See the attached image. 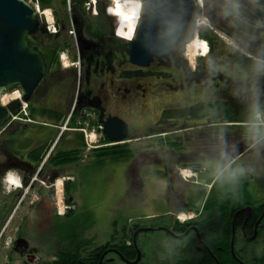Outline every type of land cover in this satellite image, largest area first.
<instances>
[{"label": "flooded vegetation", "instance_id": "obj_1", "mask_svg": "<svg viewBox=\"0 0 264 264\" xmlns=\"http://www.w3.org/2000/svg\"><path fill=\"white\" fill-rule=\"evenodd\" d=\"M193 1L194 20L182 41L172 44L168 56L138 66L130 60L129 40L116 35L117 15L106 11L111 0H38L41 25L28 40L43 53L47 69L31 93L20 85L6 90L12 92L10 103L16 102L19 122L15 129H5L0 139V183L9 170H16L23 189L11 195L16 196L11 211L5 206L9 196H0V223L4 218L2 224L12 229L14 215L31 189L37 190L36 196L30 194L29 204L36 212L61 218L53 191L59 188L60 176L102 147L108 140L106 126L122 120L132 141L153 142L151 150H138L133 157L139 185L145 167L160 172L158 178L173 186L183 175L180 167L185 173L189 168L197 182L182 180L178 189L169 184L172 211L132 225L118 242L110 240L98 264L104 254L102 264H133L139 258L138 264L149 258L157 252L158 231L167 241H186L182 248L161 247L158 254L180 249L191 254L192 242L197 264H222L220 257L227 253L239 264H247V255L249 264H257L264 254V201L253 199L243 183L238 199L233 196L218 211L207 209L198 204V185L201 177L218 170L221 177L227 176L237 161L244 172L250 169L253 147L262 142L263 130L256 121L264 113V70L257 69L255 58L264 57V0H241L242 21L224 15L229 0ZM205 17L207 24L197 23ZM195 39L207 42V55L195 57L193 64L185 53ZM92 137L97 140L89 145ZM68 151L77 152L79 161L56 165L59 153ZM70 183L65 180V193ZM185 191L191 192L188 198ZM179 208L197 213L182 223L177 215L185 211ZM21 226L14 227L12 246L18 260L29 250L36 255L41 250L25 238ZM147 232L155 234L142 236ZM92 245L88 251L94 252L99 246L90 249ZM67 246L56 250V257L68 247L76 248ZM77 260L84 264V257Z\"/></svg>", "mask_w": 264, "mask_h": 264}, {"label": "rangeland", "instance_id": "obj_2", "mask_svg": "<svg viewBox=\"0 0 264 264\" xmlns=\"http://www.w3.org/2000/svg\"><path fill=\"white\" fill-rule=\"evenodd\" d=\"M127 0H122V2ZM2 98H4L3 103H10V98H12V92L5 91ZM19 119H13L9 124L0 129V139L5 132V129L9 128L15 129ZM91 138V137H90ZM92 145L95 144V139L92 137ZM95 140V141H94ZM256 147H253L252 153L250 154V161L252 167L247 171H243L242 174L237 175L235 178L231 177V172L226 174L225 178H231L232 180V196L234 199H238V190L243 183L249 185L250 195L253 196V199L263 200L264 201V138L261 140ZM112 142V141H111ZM1 143V142H0ZM113 143V142H112ZM110 142L102 141L101 145L111 146L113 145ZM129 147L133 150V156L130 160L126 161V165L119 160H106L103 164L99 165L93 154L85 158V162L74 165V169H70L69 173L60 176L59 188L54 187L53 191L56 193V197L59 199L62 198L64 202L67 200V196L73 195V203H75L74 214L71 218L61 217L59 219H54V216L49 217L42 214V211L29 205L31 199L30 194L37 195L36 191L31 189L28 192L27 199L25 203L17 210V213L14 215L12 220L11 228L14 227L17 223H21L23 235L25 238L30 239L31 243L38 247L40 250L38 264H49L54 259H56L55 252L60 248H64L70 244V238L72 235L76 236L80 240L83 238L92 240L93 244L90 249L95 245L103 246L105 243L109 242H118L119 239H122L123 233L127 231L128 228L136 223H148L152 217L154 211L157 210H166L171 204V200L168 201V185L173 186V182H161L158 177H160V172L155 171L154 168L150 169L145 167L141 172L143 182L141 185L138 184V179L136 180L135 172H137L136 167H133V157L135 156L138 150H151L153 142L145 141L138 139L135 141L127 142ZM1 147V146H0ZM158 148H161L158 146ZM241 161L233 163L232 168L239 169L241 167ZM117 164L116 167L111 165ZM159 167L158 169H160ZM180 169L185 170L184 167ZM181 170L179 172H182ZM187 173L190 174L189 168L186 169ZM180 176V174H179ZM70 177L72 180L70 192L65 193L64 191V182L63 178ZM183 182L193 183V179L188 181L182 177H179L178 181L174 184V188L178 189L182 186ZM62 180V181H61ZM196 181V179H195ZM8 181H1L0 183V196L5 197L7 211H11V205L14 203L12 198H15L16 192L21 189L18 187H13ZM185 182V183H186ZM10 184V185H9ZM210 183L209 185H211ZM212 188V187H211ZM211 188H205V192L210 193ZM11 189V190H9ZM61 191V192H60ZM58 192V193H57ZM64 195V198L62 196ZM69 194V195H68ZM206 194V200L209 196ZM62 200V201H63ZM206 200L201 203L199 206H203L206 203ZM72 204V203H67ZM199 204V203H198ZM4 208L3 210H6ZM197 213V211H195ZM8 212L5 217H8ZM12 215V216H13ZM49 221L45 220L46 218ZM7 219V218H6ZM2 223L4 218L1 219ZM169 221V220H168ZM0 223V226L3 225ZM153 232H147L142 234V236L153 235ZM159 242L157 245V252L149 253V258L142 259L138 264H197V258L192 254L194 252V246L192 242H189L188 248L192 255L185 253L180 250H173L172 252L165 254H158L161 247L163 250H167L170 245L178 244L179 248H182V245L186 241H174L165 239L163 232H157ZM191 238V237H190ZM127 239V235H126ZM125 239V241H126ZM164 239L166 241H164ZM191 241V239H189ZM162 241V242H160ZM168 242V243H166ZM169 244V245H168ZM167 248V249H166ZM176 247L170 248L171 250ZM169 249V250H170ZM159 256V257H158ZM248 258L250 256L247 255ZM12 260L14 264H26L22 260H18L17 255H13ZM33 259L30 258L29 262ZM109 264V263H108ZM112 264V262L110 263ZM122 264V263H116Z\"/></svg>", "mask_w": 264, "mask_h": 264}, {"label": "water", "instance_id": "obj_3", "mask_svg": "<svg viewBox=\"0 0 264 264\" xmlns=\"http://www.w3.org/2000/svg\"><path fill=\"white\" fill-rule=\"evenodd\" d=\"M141 6L134 38L129 41L130 60L138 66H147L153 57L168 56L172 44L182 41L192 26L195 3L193 0H142ZM40 25L36 10L27 0H0V129L18 112L15 101L3 104L4 92L20 85L29 94L45 76V57L28 40ZM116 125L110 128L105 125L108 140L118 144L132 141L125 122L117 121ZM138 261L139 258L133 264Z\"/></svg>", "mask_w": 264, "mask_h": 264}, {"label": "trees", "instance_id": "obj_4", "mask_svg": "<svg viewBox=\"0 0 264 264\" xmlns=\"http://www.w3.org/2000/svg\"><path fill=\"white\" fill-rule=\"evenodd\" d=\"M106 142H109V140H106ZM133 150L131 147H129V144L127 142H122V144H114L111 146H102L99 149H97L93 153V157L97 160L98 163H101L102 161H105L107 159L110 160H119V161H128L133 156ZM79 161V157L77 155V152H60L57 159L55 160V164H68L69 163H75ZM232 180L231 178H225L221 177L218 181H216L212 185L211 192L209 196L207 197L206 201V208L212 209L218 211L220 209V204L223 202H231L233 200L232 196ZM242 189V188H241ZM240 189V190H241ZM239 190V191H240ZM244 190V188H243ZM241 190V192H243ZM70 192V186L67 188L66 193ZM69 195V194H68ZM253 200V199H252ZM67 202L73 203V197L72 195L67 196ZM224 205V204H223ZM211 211V210H210ZM74 214V210L68 212L67 218H71V216ZM139 224V223H138ZM128 237L129 235L126 234ZM127 237V238H128ZM228 243V240H227ZM75 244V249L69 250L70 245ZM92 244V240L83 238V240H80L76 236L72 235L70 238V244L67 246L68 248L65 251H62V253L58 254L56 259H54L49 264H80L77 260V258L80 260V257H84L83 263L84 264H98L99 257L105 252L106 249L111 247L110 241L105 243L103 246H99L93 251H88V246ZM125 244V242H124ZM32 254H36L34 250H29L26 252V254L23 256L22 260L25 263H28V257L29 255L32 256ZM95 258L94 263H89V261H92L93 258ZM239 259L241 260V256L238 255ZM75 258V260H74ZM244 260L247 261V264H249L248 258L244 256ZM73 261V262H72ZM220 261L223 262L222 264H239L238 261L234 260L229 253L226 255L220 257ZM260 261V263H259ZM252 263V262H250ZM255 263V262H253ZM257 264H264V254L261 255V258L256 261Z\"/></svg>", "mask_w": 264, "mask_h": 264}, {"label": "clouds", "instance_id": "obj_5", "mask_svg": "<svg viewBox=\"0 0 264 264\" xmlns=\"http://www.w3.org/2000/svg\"><path fill=\"white\" fill-rule=\"evenodd\" d=\"M124 8L130 12L132 16H135L139 10V4L128 5L127 3H120V0H111V3L107 7L106 11L108 14L118 15L120 13V9ZM242 5L241 0H229L228 7L224 10L225 16H232L235 20L242 21L243 13H242ZM197 23L199 24H207V18H199ZM117 36L123 35L125 39L132 40L134 38L133 30H129L128 32H122L121 30H117ZM235 47H239V45L235 41H230ZM204 46H207V42H203ZM190 59L193 60V64L195 63V57L197 56H206L207 52L203 50L201 46V42L197 39L195 42H190L186 45V53ZM256 67L258 70H264V57H256ZM243 169H235L231 172V177L235 178L237 175L243 173ZM5 179L10 181L11 184L19 187L21 184L22 177L16 172V170H9L5 174ZM11 190V189H9Z\"/></svg>", "mask_w": 264, "mask_h": 264}, {"label": "built area", "instance_id": "obj_6", "mask_svg": "<svg viewBox=\"0 0 264 264\" xmlns=\"http://www.w3.org/2000/svg\"><path fill=\"white\" fill-rule=\"evenodd\" d=\"M32 5L34 6L35 10H37V12L39 14H41V10L39 8V3H38V0H29ZM141 1V0H140ZM125 1L122 2V0H120V3H124ZM18 118V115H14L13 116V119H17ZM256 125L258 127L261 128L262 131V137H264V113L260 116L259 115V118L257 119L256 121ZM91 143H92V140L90 139ZM89 139H88V142H89V145H92L90 143ZM113 144V143H112ZM182 174H183V177L185 179L188 180V178L190 177H196L195 174H185V171H182ZM61 192V191H60ZM63 198H64V195L62 194ZM57 213L60 215V214H64L66 213L67 211L71 210V208H74L72 205H68L66 202H64V200L62 198L57 199ZM63 200V201H62ZM194 216L193 213H190V215H187V214H179L177 216V219L178 220H181L182 222H185L187 220H189L190 218H192ZM6 233V228L3 229L1 232H0V264H9L10 263V260H9V255H8V252L10 251L12 245H13V242H14V239L11 235H5ZM33 256V260L29 262V264H38L39 263V259L37 258V256L35 254H32Z\"/></svg>", "mask_w": 264, "mask_h": 264}, {"label": "crops", "instance_id": "obj_7", "mask_svg": "<svg viewBox=\"0 0 264 264\" xmlns=\"http://www.w3.org/2000/svg\"><path fill=\"white\" fill-rule=\"evenodd\" d=\"M107 160H110V159H107ZM106 161V160H105ZM104 161H102L101 163H99V165L103 164ZM119 162H123V161H119ZM125 165L127 164L126 161L123 162ZM117 164H114V165H111L116 167ZM127 166V165H126ZM220 170H218L217 172H215L214 174H211L210 176H204V177H201L200 178V183L198 185V187L201 189V192H200V201H199V205L201 203H203L205 200H206V194H208V191L207 193H204L205 191V188H208L210 185V183L214 182L217 178H220ZM159 181L161 182H166L165 180H162V179H158ZM183 180V178H182ZM218 181V180H217ZM72 183V181H71ZM71 183H70V188H71ZM167 183V182H166ZM210 188V187H209ZM186 198H188L190 195H191V192L190 191H185V193L183 194ZM73 197V195H72ZM167 198L169 197V195L166 196ZM179 210H184L185 212H188V209L186 208H179ZM172 210L171 209H168V210H157V211H154L153 214H151L152 217L154 216H158V215H168ZM150 218V217H148ZM6 227V225H1L0 226V231ZM191 255V254H189ZM11 264H14L13 260L11 261Z\"/></svg>", "mask_w": 264, "mask_h": 264}, {"label": "bare ground", "instance_id": "obj_8", "mask_svg": "<svg viewBox=\"0 0 264 264\" xmlns=\"http://www.w3.org/2000/svg\"><path fill=\"white\" fill-rule=\"evenodd\" d=\"M125 3V2H124ZM126 3L128 4V5H134V4H139V10H138V12L136 13V15L135 16H132L131 14H130V12L128 11V10H126V9H124V8H121L120 9V13L121 14H118L117 15V17H118V19H119V30H121L122 32H128L130 29L131 30H133V34H135V32H136V26L138 25V21L140 20V13H141V9H142V6H141V1L140 0H127L126 1ZM123 4V3H122ZM115 16V15H114ZM121 37H124L123 35H121ZM133 40V39H132ZM130 41V40H129ZM195 41H196V39H195ZM194 41V42H195ZM201 46H202V48H203V50L204 51H207V46L205 47L204 45H202L201 44ZM3 100H4V98H3ZM4 104V103H3ZM4 105H6V104H4ZM10 182V181H9ZM10 184H11V182H10ZM11 185H13V184H11ZM22 184H20V186H21ZM13 186H15V185H13ZM19 186V187H20ZM16 187V186H15ZM32 258H33V256H32Z\"/></svg>", "mask_w": 264, "mask_h": 264}]
</instances>
